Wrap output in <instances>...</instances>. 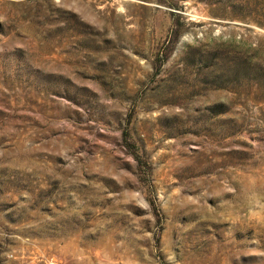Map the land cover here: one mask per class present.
<instances>
[{"label":"rangeland","instance_id":"rangeland-1","mask_svg":"<svg viewBox=\"0 0 264 264\" xmlns=\"http://www.w3.org/2000/svg\"><path fill=\"white\" fill-rule=\"evenodd\" d=\"M264 264V0H0V264Z\"/></svg>","mask_w":264,"mask_h":264},{"label":"built area","instance_id":"built-area-1","mask_svg":"<svg viewBox=\"0 0 264 264\" xmlns=\"http://www.w3.org/2000/svg\"><path fill=\"white\" fill-rule=\"evenodd\" d=\"M49 264H56L55 261L51 260Z\"/></svg>","mask_w":264,"mask_h":264}]
</instances>
